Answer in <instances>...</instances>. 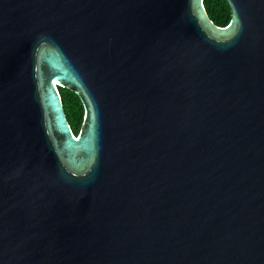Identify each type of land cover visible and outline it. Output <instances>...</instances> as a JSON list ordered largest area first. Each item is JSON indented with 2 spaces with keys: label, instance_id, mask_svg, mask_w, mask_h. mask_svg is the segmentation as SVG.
<instances>
[{
  "label": "water",
  "instance_id": "obj_1",
  "mask_svg": "<svg viewBox=\"0 0 264 264\" xmlns=\"http://www.w3.org/2000/svg\"><path fill=\"white\" fill-rule=\"evenodd\" d=\"M227 1L0 0V264H264V0Z\"/></svg>",
  "mask_w": 264,
  "mask_h": 264
},
{
  "label": "trees",
  "instance_id": "obj_2",
  "mask_svg": "<svg viewBox=\"0 0 264 264\" xmlns=\"http://www.w3.org/2000/svg\"><path fill=\"white\" fill-rule=\"evenodd\" d=\"M205 6L216 24L226 26L231 21L232 11L227 0H205ZM60 90L69 121L75 133H78L84 118L83 102L76 92L64 87H61Z\"/></svg>",
  "mask_w": 264,
  "mask_h": 264
}]
</instances>
